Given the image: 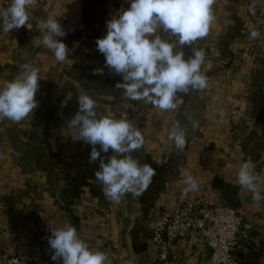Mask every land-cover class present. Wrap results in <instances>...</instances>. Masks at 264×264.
<instances>
[{
    "label": "crops",
    "instance_id": "1",
    "mask_svg": "<svg viewBox=\"0 0 264 264\" xmlns=\"http://www.w3.org/2000/svg\"><path fill=\"white\" fill-rule=\"evenodd\" d=\"M86 1L36 0L29 9L28 24L8 33L3 32L0 19V85L17 76L23 62L35 58L39 63L40 84L55 81L59 89L64 88L65 66L73 67L74 62L71 56L64 62L56 61L54 54L42 43L45 29L40 21L49 16L56 17L67 33L60 39L71 51L87 39L96 43L98 38H103L107 32V21L129 4V0H107L100 6L104 19L89 23L93 28L86 29ZM10 2L0 0V9ZM212 7L215 20L208 35L196 42L207 50L201 66L207 77V87L195 94L200 100L205 91L212 89V92L200 102L202 118L198 130L189 138L183 163L178 167L175 164L171 166L173 172L168 175L152 208L146 209L138 196L131 193L119 203H113L105 196L102 184L95 178L99 159L90 163V145L76 140L75 133L67 129V122L75 113L65 115L64 112L74 106V93L67 94L62 100L65 106L61 102L57 111L59 120L54 132L64 138L63 141L49 142L53 145L50 151L60 155L58 164L51 171L47 167L27 169L28 172L24 173L26 170L15 165L13 156L17 153L10 135L13 131L22 130L29 139L34 135V128L39 127L37 121L44 127L46 120H35L31 115L19 123L0 120V254L5 252L14 256L30 252L38 235L49 237L50 227H61L67 222L77 229L79 236L91 248L106 252L111 264H154L159 247L152 239L151 223L162 212H170L189 200L205 198L211 205L225 204L242 210L244 224L251 225V228H241L237 259L240 264H264V199L255 202L251 193L240 194L236 182L238 166L249 159L254 162L255 171L264 175V148L257 147L250 139V135L256 134L264 138V123L261 124L254 115L256 98L242 95L246 85L251 92L261 90L264 93V0H215ZM235 25L239 26V34L230 41L225 54L221 39ZM252 30H258L260 37L250 38ZM222 56L232 60L228 70H220L213 62ZM236 58L245 60L239 69L233 65ZM108 71L111 76L121 77L109 68ZM244 75L248 76V83L242 81ZM71 82L76 86L79 97L84 88ZM105 111L106 114L102 115H109L108 110ZM150 113L155 117L151 121L172 123V112L165 116L166 112L152 107ZM128 119L143 133L145 126H141L139 118ZM81 142L84 144L82 147L79 146ZM154 142L153 136L148 137L147 144L131 155L141 164H165L169 160L168 154ZM101 155L107 163L113 152L110 149ZM181 167L188 169L196 179L197 190L184 193L186 185L179 172ZM83 176L87 185L75 197L66 196V187ZM261 194L264 196V187ZM171 248L176 257L169 264H210L211 251L196 231L180 234ZM51 255L48 244L44 251L45 261L62 264L59 260L53 261Z\"/></svg>",
    "mask_w": 264,
    "mask_h": 264
},
{
    "label": "clouds",
    "instance_id": "2",
    "mask_svg": "<svg viewBox=\"0 0 264 264\" xmlns=\"http://www.w3.org/2000/svg\"><path fill=\"white\" fill-rule=\"evenodd\" d=\"M36 0H11L0 9L2 30L5 33L19 29L30 20L29 9ZM215 0H129L130 7L122 9L107 21V32L96 40L97 50L105 57V66L122 77L115 87L123 90L124 97L132 101L151 104L161 112H174L182 104L181 94L191 90L203 91L207 77L201 66L205 51L193 48L187 60L178 47L192 46L208 35L214 22ZM254 8L250 7V11ZM45 34L42 43L58 62H64L70 49L60 38L66 36L58 19L49 16L40 21ZM261 33L252 30L250 38ZM21 72L11 81L0 85V120L19 123L33 115L38 107L36 94L39 90V69L32 64L21 65ZM93 75H103V68L93 70ZM78 111L67 122V129L75 133L76 140L91 145L89 162L99 159L95 178L102 184L105 196L119 203L128 193L139 196L150 184L155 170L150 164H141L131 153L141 149L144 137L139 128L128 118H114L97 113V102L86 94L78 97ZM62 106L65 102L62 101ZM191 120V117H189ZM193 129L198 127L192 121ZM177 150L186 147V130L173 121L169 135ZM99 145V150H97ZM113 155L106 163L101 152ZM184 178V193L198 188L196 179L186 168H179ZM236 182L240 194L251 193L252 199H264V175L255 171L250 159L236 170ZM48 244L51 259L62 264H111L106 252L91 248L77 229L65 222L61 227H50Z\"/></svg>",
    "mask_w": 264,
    "mask_h": 264
},
{
    "label": "rangeland",
    "instance_id": "3",
    "mask_svg": "<svg viewBox=\"0 0 264 264\" xmlns=\"http://www.w3.org/2000/svg\"><path fill=\"white\" fill-rule=\"evenodd\" d=\"M100 15H101V11L99 12L91 11L89 19L90 20L97 19V17H99ZM86 29H91V28H86ZM196 42L194 43L200 44ZM92 47H93V42L90 39H87L85 42L80 44L79 47L72 49L68 53V56L69 57L71 56L70 58L71 61L75 62L73 58V54H76L77 52L78 54L79 53L84 54V53L90 52V50H93ZM177 50L182 51V48L178 47ZM213 62L218 65L220 70H225V69L228 70V68L232 64V60L224 56H222L221 58L213 59ZM244 62L245 60L236 58L233 65L239 69L242 67ZM25 63L32 64L35 67H39L38 60H36L35 58H31L28 62H25ZM25 63L23 62V64ZM65 67L66 68L64 70V75H65L66 82H65V89L63 91L59 89L55 81H50V83H48L53 86L52 87L53 92L56 93L57 90L60 91L61 93L60 96L62 97L60 103L62 102V100H64V98L67 96L69 92H72L75 94L74 106L71 108H68L64 112L65 115L72 114V113L76 114L79 108L78 100H77L78 99L77 88L71 82L73 81V82L79 83L80 86L84 88V90H82L79 93L80 95L86 94L97 102L98 107L96 110L98 114L100 115L106 114L105 110L107 109L108 110L107 113L117 119L125 118V117L126 118H129V117L139 118V120H141V126H145V128L143 129V133H142L144 137V144H147L148 137L153 136L155 138V142H154L155 145H157V147L159 146L160 148H162L164 152L168 154L166 157L170 158L172 155L177 154L178 152L180 153L178 156L179 158L177 159V162L175 163L174 166L178 167L180 166V164L183 163L184 151L187 148L188 143L190 141L189 138L194 133H196V131L198 130V127L200 125V121L202 118V103L200 102L204 101L205 99L208 98V96H210L209 93L212 92V89H210V91H205L203 99H200V100H198L196 97V94H195L196 90L190 89L188 94L186 95L181 94V96L183 97V104L180 106L178 111L176 110L172 112L173 114L171 116L172 123L173 121H178L180 125L186 130V147L183 151H179L175 148L173 141L169 140L168 138L172 123L163 122L161 120L157 122L155 120L151 121L155 119L154 113L153 114L150 113V110L153 107L151 104H146L143 101L128 100L124 97L123 91L120 92L119 96H116L115 93L104 94L98 91L92 92L87 87L83 76L80 77L81 79L72 77V75H70V71L72 67L68 68L69 66L67 65ZM230 75L232 74L230 73ZM247 77H248L247 75L242 76V81L245 83H248L249 78ZM41 82L42 81H39V86ZM247 86L248 85L245 86L242 95L247 98H249L250 96H253V98H256L258 110L256 111L254 115L259 118L262 124L264 123V103H262L261 98L257 96V94L254 91L251 92L250 89L248 90ZM52 94L54 95V98H56V95L54 93ZM59 107H60V104H59ZM39 114H40V109H38L37 107L34 110L33 115L31 116H33V119L37 120V118H41L39 117ZM167 114L168 112H166L165 116ZM165 116L162 118H165ZM189 117H191V120L189 119ZM192 121L198 122L197 128L193 129ZM37 122L38 123L36 124L39 127L36 130V132L38 133L34 134L29 139L26 138L22 130L13 131L10 133L12 142L14 145V149L17 153L16 155L14 154L13 156L15 165L20 166L22 170H26L24 173L28 172L27 169L28 170L38 169L37 166H39L38 162L40 161L44 163L47 167H49L51 171L53 170V167H56L60 159V155H58L56 152L54 153L53 151H50L53 148V145L50 144V146H48L47 143H49L50 140L63 141L64 137L61 136L60 134L58 135V133H56L57 131L54 132V134H52L50 137H48L45 133L41 132L40 128L42 124L40 123V121H37ZM156 130L161 131L163 135L162 133L160 134ZM250 139L254 143V145H257V147L264 148V138L261 137V135H258V134L250 135ZM83 145L84 144L82 142L79 144L80 147H82ZM101 158H102V155H101Z\"/></svg>",
    "mask_w": 264,
    "mask_h": 264
},
{
    "label": "built area",
    "instance_id": "4",
    "mask_svg": "<svg viewBox=\"0 0 264 264\" xmlns=\"http://www.w3.org/2000/svg\"><path fill=\"white\" fill-rule=\"evenodd\" d=\"M128 7L130 4L120 10ZM243 226L246 230L251 228L244 224V214L239 208L211 205L205 198L189 200L170 212L160 213L151 223L152 239L159 247L154 264H169L176 257L171 248L173 241L188 230L196 231L209 247L210 264H240L236 251ZM47 246V235L40 234L30 252L14 256L1 253L0 264H48L44 259Z\"/></svg>",
    "mask_w": 264,
    "mask_h": 264
},
{
    "label": "trees",
    "instance_id": "5",
    "mask_svg": "<svg viewBox=\"0 0 264 264\" xmlns=\"http://www.w3.org/2000/svg\"><path fill=\"white\" fill-rule=\"evenodd\" d=\"M107 0H87L84 8V18L86 22V28H93V26L89 25L93 24L97 21H102L105 17L103 10L101 9V5L105 3ZM88 2V3H87ZM99 12L101 11V15L97 17V19L90 20V12ZM239 26L235 25L231 27L226 36L221 39L220 45L223 53H227V46L230 41L234 39L239 34ZM203 49L205 51V57L207 55V50L201 44H193L192 46L185 45L182 47V51L184 53V58L187 60L189 57L193 55L192 49ZM93 50L87 53H79L73 54V58L75 60L74 66L70 71V75L72 77H76L81 79L83 76L86 82L87 87L90 91H98L100 93L108 94L115 93L116 96H119L122 89H118L115 87L117 82H123L122 77H114L111 76L108 68L105 66V57L97 50L96 43H93ZM97 68H103V75H93V70ZM52 85L50 84H40L39 90L36 94V99L38 101V109H40L39 117L44 118L46 120V124L44 127H41V132L45 133L48 137L54 134V128L58 123V107L61 101L60 91L57 90L56 93L53 92ZM64 88L60 90H64ZM54 93L56 98H54ZM257 96H259L264 103V94L261 90H257L255 92ZM258 109L256 108V111ZM38 127L34 128L33 133L37 134L36 130ZM50 146L49 143H47ZM97 150H99V146H97ZM179 152L177 154L172 155L169 160L163 165L150 164L151 167L155 170V175L152 177L150 184L148 187L138 196L140 203L146 208L150 209L154 205V201L159 195L160 192L164 189L165 181L168 175L173 172L171 169L172 165L177 162L179 158ZM38 168H47V166L41 161L38 162ZM87 185L86 177H82L78 180H75L73 183L69 184L68 187L64 190L66 196L75 197L81 192V188ZM92 192L95 193V190L92 189Z\"/></svg>",
    "mask_w": 264,
    "mask_h": 264
}]
</instances>
